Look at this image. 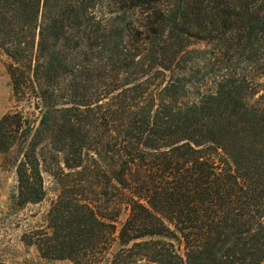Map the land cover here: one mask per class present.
I'll return each mask as SVG.
<instances>
[{
  "label": "trees",
  "instance_id": "trees-1",
  "mask_svg": "<svg viewBox=\"0 0 264 264\" xmlns=\"http://www.w3.org/2000/svg\"><path fill=\"white\" fill-rule=\"evenodd\" d=\"M0 50L18 202L61 182L42 257L264 264V0H0Z\"/></svg>",
  "mask_w": 264,
  "mask_h": 264
},
{
  "label": "rangeland",
  "instance_id": "rangeland-1",
  "mask_svg": "<svg viewBox=\"0 0 264 264\" xmlns=\"http://www.w3.org/2000/svg\"><path fill=\"white\" fill-rule=\"evenodd\" d=\"M203 41H195L190 47L202 48ZM7 56L0 50V117L8 112L21 111L36 123L39 113L34 103L21 102L12 96L10 79L6 70ZM37 103V102H36ZM14 151L0 153V262L5 264H72L69 260L49 259L41 256L36 247L28 244L41 232L49 230L47 213L61 189V182L49 171L54 163H43L41 174L45 196L42 200L20 204L17 199V176ZM114 214V212H112ZM125 214L117 218L123 221ZM180 252L182 247H178Z\"/></svg>",
  "mask_w": 264,
  "mask_h": 264
},
{
  "label": "water",
  "instance_id": "water-1",
  "mask_svg": "<svg viewBox=\"0 0 264 264\" xmlns=\"http://www.w3.org/2000/svg\"><path fill=\"white\" fill-rule=\"evenodd\" d=\"M34 106L36 109L38 108V104L36 102L34 103Z\"/></svg>",
  "mask_w": 264,
  "mask_h": 264
}]
</instances>
